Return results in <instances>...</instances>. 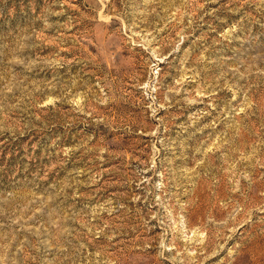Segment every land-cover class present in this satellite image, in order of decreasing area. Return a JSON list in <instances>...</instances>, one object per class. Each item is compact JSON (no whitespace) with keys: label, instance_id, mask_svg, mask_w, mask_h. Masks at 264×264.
Returning <instances> with one entry per match:
<instances>
[{"label":"rangeland","instance_id":"374dc122","mask_svg":"<svg viewBox=\"0 0 264 264\" xmlns=\"http://www.w3.org/2000/svg\"><path fill=\"white\" fill-rule=\"evenodd\" d=\"M0 264H264V0H0Z\"/></svg>","mask_w":264,"mask_h":264}]
</instances>
